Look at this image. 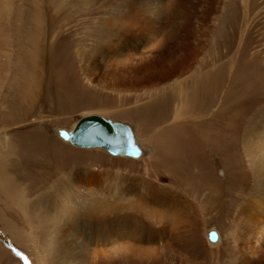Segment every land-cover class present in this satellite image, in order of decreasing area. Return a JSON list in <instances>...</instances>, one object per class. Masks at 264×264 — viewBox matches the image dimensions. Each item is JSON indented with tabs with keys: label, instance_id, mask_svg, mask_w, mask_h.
Listing matches in <instances>:
<instances>
[{
	"label": "rangeland",
	"instance_id": "obj_1",
	"mask_svg": "<svg viewBox=\"0 0 264 264\" xmlns=\"http://www.w3.org/2000/svg\"><path fill=\"white\" fill-rule=\"evenodd\" d=\"M0 2V264H264V192L246 148L248 137L264 151V0H220L212 29L195 22L190 37L171 0H137L139 21L125 19L128 0ZM198 37L184 72L158 80L173 71L164 52ZM91 113L135 120L146 154L76 147L55 130ZM53 200L71 253L49 252L28 207Z\"/></svg>",
	"mask_w": 264,
	"mask_h": 264
},
{
	"label": "bare ground",
	"instance_id": "obj_2",
	"mask_svg": "<svg viewBox=\"0 0 264 264\" xmlns=\"http://www.w3.org/2000/svg\"><path fill=\"white\" fill-rule=\"evenodd\" d=\"M196 1L197 0H186V2H183V0H171V2L167 5L168 9H167L166 14H167V16L169 17L170 20L175 21L176 18H180L182 15H184V18H185L184 23L186 22L187 25H192L190 30H192L193 32H190V31L187 30V34H188L189 37L190 36H196V34L194 33V30H193V29H195V26L193 25V23H195V22H197L199 24L201 23L203 25L202 27H205L208 31L211 30L213 25H215V24H213V22L210 23V21L213 20V18L215 16V13H217V11L220 10V6H219L220 0H201L199 4H195ZM127 6L130 9L128 12H126L127 14L125 15V19H127V21H130L131 19H134L136 21L137 20L139 21V19H144V14L140 13V10H138L139 7L137 5V0H128ZM245 6H247L246 0H245ZM187 7H188L189 11L187 13L183 14L182 8L184 9V12H185V9ZM2 8H3V6L1 7V5H0V18H2V16L5 15V14L3 15V12L9 10V9H7V10L4 11V9H2ZM212 13L214 15H211ZM194 16H197V17L194 19ZM217 16H219V14ZM33 20L35 22V18H33ZM108 24H109L108 26H110V30H111L112 33H118L119 31H122V27L120 28V26H118L119 28L115 29L113 27V24H114L113 22H108ZM107 29H108V27H107ZM195 40H199L200 41V40H203V39H200V37H198L196 39L188 40L186 43L189 46L188 45H184L183 42L181 43V45L178 44L177 45V52L179 51V53H175V51H170L169 52L168 50L166 52H164V54L166 56L165 59H168V60L165 61L161 65H165V66L169 65L170 67L173 68V71H171L169 73L165 72L162 75L160 74L159 76H157V78H159L158 80H164L165 81L166 79H168V77H171V75H173L175 73H180V72L183 73L184 72L185 68L187 66H189L191 64L192 60L194 59V57H196L197 53H195V51H198L200 49V47L195 45L196 43L193 42ZM164 57H163V59H164ZM3 59H4V57L2 55L0 57V65L3 62ZM169 60L172 62V64H170ZM149 63L153 65L152 61H150V60H149ZM146 64H148V63L145 62V63H142L141 65L138 64L139 66H134V68L136 67L137 70H141L140 68H142V70H143V68H146V66H145ZM131 67H132V65H131ZM148 68H150V67H148ZM110 70H108V71H110ZM143 71H145V70H143ZM110 73H111V71H110ZM148 73L150 75L145 77V79H152V78H155L156 75H157L156 74L157 72L153 71V70L148 72ZM151 73H153V74H151ZM125 78H127V77H125ZM130 79H132V78L130 77ZM119 80L116 81L115 83L113 82V84H114L113 87L114 88H119V86H122V85H124V86L128 85L129 87H134L135 88V87H137L139 85L138 82H137L138 84H135L132 81H125V80L119 81ZM153 81H157V80H153ZM1 87H2V85H1ZM108 87H109V85H108ZM260 117H261V115L256 117V120L252 122V126ZM59 129H61V128H57L56 131L59 130ZM249 134H251V132H249L247 135L249 136ZM68 142H70V141H68ZM246 148H247L249 156L252 159V162L256 165V169H258V171L261 173L259 175L257 174L258 175V177H257L258 179L256 178V180H257L256 189L261 188V190L264 192V158H263L264 157V151L261 152V153H255L252 144H249L248 137H247V141H246ZM261 155L263 157H261ZM260 183H262V184H260ZM146 186L148 188V192H150V193H159V192H161L153 184L150 185L148 183ZM163 193H164V191H163ZM163 193H161V194H163ZM12 197H14V195ZM21 197L22 196L20 195L19 199L18 198L15 199L16 203L18 201H22L23 204H26L27 202L26 203L23 202V198H21ZM263 197H264V193H263ZM30 204H32V203H30ZM40 204H42L41 201L38 202L37 204L31 205L32 207H30V206H28V207L31 208L30 212L36 218L37 227L40 228V231H41L42 236H43V243L45 245H47L49 243L53 244V245H49L48 246L49 252H54V251L58 250V248H64V249H66L67 252H70V253H71V250H77L78 248H75L74 246H64V247L60 246V247H58V242H59V240L61 238V235H60L61 233H60V230L54 231V228H59L60 226H62L61 225L62 224V218L66 217L69 214L68 211H66V210L65 211L64 210H60V209H62L60 207L63 204L59 203L56 200H53L50 203L49 202L46 203V206L48 207V209L42 208L40 206ZM258 204L264 207V198L260 199ZM28 205H29V203H28ZM244 214H245V211L242 212V215H240V216H244ZM0 221L4 222L3 220H0ZM74 223L77 224V225L74 224L75 227H76V231H78V232L82 231V228H81V225H80L81 223H79V220H76ZM77 226H79V227H77ZM208 231H207V234H208ZM54 236L57 238V241L53 240L55 238ZM220 237H221V235H220ZM220 239L221 238H219V240ZM219 240H218V242H219ZM211 244L215 245V243H211ZM43 250H45V249H43Z\"/></svg>",
	"mask_w": 264,
	"mask_h": 264
},
{
	"label": "water",
	"instance_id": "obj_3",
	"mask_svg": "<svg viewBox=\"0 0 264 264\" xmlns=\"http://www.w3.org/2000/svg\"><path fill=\"white\" fill-rule=\"evenodd\" d=\"M57 132L61 138L80 148H100L115 156L134 159L146 154L144 146L136 136L134 125L99 113L86 114L77 121L73 129L61 128ZM207 237L211 243H217L220 233L211 229Z\"/></svg>",
	"mask_w": 264,
	"mask_h": 264
},
{
	"label": "crops",
	"instance_id": "obj_4",
	"mask_svg": "<svg viewBox=\"0 0 264 264\" xmlns=\"http://www.w3.org/2000/svg\"><path fill=\"white\" fill-rule=\"evenodd\" d=\"M118 114V117H119V113H117ZM121 114V113H120ZM122 115V117H124L123 116V114H121ZM119 121H123V122H127V121H130V122H127V123H132L133 122V124H131V125H134V124H136V122H135V120H133V119H126L125 117L124 118H120L119 119ZM140 139H144V138H142L141 136L139 137Z\"/></svg>",
	"mask_w": 264,
	"mask_h": 264
},
{
	"label": "snow or ice",
	"instance_id": "obj_5",
	"mask_svg": "<svg viewBox=\"0 0 264 264\" xmlns=\"http://www.w3.org/2000/svg\"><path fill=\"white\" fill-rule=\"evenodd\" d=\"M215 234H213V236H214Z\"/></svg>",
	"mask_w": 264,
	"mask_h": 264
}]
</instances>
